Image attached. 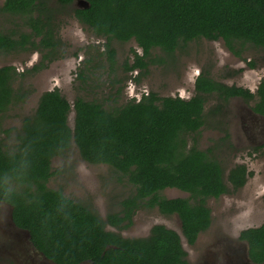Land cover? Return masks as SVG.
<instances>
[{
    "label": "trees",
    "instance_id": "obj_1",
    "mask_svg": "<svg viewBox=\"0 0 264 264\" xmlns=\"http://www.w3.org/2000/svg\"><path fill=\"white\" fill-rule=\"evenodd\" d=\"M71 2L61 0L62 5ZM86 2L89 7L76 10L77 17L106 40L105 50L97 56H103L111 68L113 85L121 76L114 69L117 51L113 41H135L141 49L142 53L133 50V60L125 61L121 71L124 75L136 72L137 82L151 65L169 62L196 40H222L236 57L250 46L264 49V0ZM18 3L32 14V0ZM30 19L37 22L32 16ZM40 23L33 25L38 35L42 33ZM26 44L38 46L30 34L16 40L0 32V51L10 52L17 46L26 50ZM47 44L48 39L43 38L41 46ZM157 51L161 54L154 55ZM47 57L53 56L49 52ZM88 72L89 68L81 69L77 79L85 83ZM30 73H19L13 66L0 68V125L14 106L25 103L34 92L23 86ZM213 95L224 104L235 97L248 104L253 101L252 110L264 116V77L253 93L201 72L195 95L189 99L149 92L118 105V96H109L114 100L110 107L98 98L81 95L70 103L59 89L44 92L35 113L23 119L16 147L0 145V203L12 207L15 226L28 231L35 249L55 264H189L182 237L175 230L155 225L148 236L130 238L108 227L131 226L139 210L158 209L168 216L177 215L183 236L194 244L212 224L207 201L247 184L252 173L245 164L235 165L226 177L213 150L197 144L206 124V104ZM72 148L85 162L112 168L120 175L119 181L134 188L119 202L118 213L103 219L92 204L49 186L56 174L53 159ZM169 188L189 197L163 196ZM241 239L249 245L251 261L264 263V224L241 232Z\"/></svg>",
    "mask_w": 264,
    "mask_h": 264
},
{
    "label": "rangeland",
    "instance_id": "obj_2",
    "mask_svg": "<svg viewBox=\"0 0 264 264\" xmlns=\"http://www.w3.org/2000/svg\"><path fill=\"white\" fill-rule=\"evenodd\" d=\"M57 18L59 36L65 43L64 49L67 48L66 55L71 53L74 57L56 61L23 80V86L32 87L34 92L25 103L14 106L2 120L0 145L4 148L16 147L23 119L35 113L44 92L55 88H59L70 103L81 95L98 98L110 107L114 100L109 96L113 99L118 96V105L149 92L162 97L189 99L195 95V82L201 72L210 74L218 82L253 92L264 77V49L250 46L241 57H236L222 40L201 39L189 43L169 62L151 65L148 73L137 82L136 72L124 75L121 71L125 61L133 60V50L142 53L141 49L135 41H113L117 51L114 69L121 74L117 78L120 81L113 85L111 68L102 60L103 56H97L104 51L106 40L87 31L74 19L71 10L58 14ZM11 21L19 22L9 16H0V29L9 31ZM158 54V51L154 52V55ZM38 62V52L0 55V67L12 65L21 72ZM87 68L89 79L82 83L77 75L81 69ZM251 106L240 98L224 104L215 95L207 101L206 124L197 137L198 146L213 150L226 169V177L238 164H245L252 175L242 189L207 201L213 216L211 227L200 235L194 246L183 239L191 264H248V246L238 237L244 229L264 224V117L255 115ZM70 125L74 126L73 111ZM52 166L56 174L50 179L49 186L62 189L68 197L92 204L103 219L112 212L118 213L121 210L119 202L134 191L132 186L118 180L120 175L112 168L82 160L76 148L55 157ZM162 195L167 198L189 197L188 193L170 188ZM158 224L182 235L179 217L164 215L157 209H141L134 215L131 226L123 229L109 226L108 229L130 238L146 237ZM0 264H53L32 246L27 232L14 225L12 208L4 203H0Z\"/></svg>",
    "mask_w": 264,
    "mask_h": 264
},
{
    "label": "flooded vegetation",
    "instance_id": "obj_3",
    "mask_svg": "<svg viewBox=\"0 0 264 264\" xmlns=\"http://www.w3.org/2000/svg\"><path fill=\"white\" fill-rule=\"evenodd\" d=\"M55 1L56 2H54L53 0H32V5H31L30 10H32V9L33 10L31 11L32 14H30L29 12L26 13V12H24L22 10L21 4L18 3V2H21V0H1V2H0V16H9V17H11L13 19H18L19 22L11 21V23H12L11 27L12 28L9 29V31H3L2 29H0V32L3 33L4 35H7L10 38H14L16 40H20L22 38V34H24V33L30 34L31 35V40L35 39L37 41V45H38L37 47H35L32 44H26V45H24V46H26L25 47L26 50L22 49V47H20V46H17V48L13 49L10 52L0 51V55L1 54H13V53L14 54H21L23 52L24 53L25 52H29V53L38 52L39 53L40 62H38L32 68L26 69V70L21 72V71L18 70V68L16 66H13V67L16 68V70L19 73H24L27 70H31V73H33V72L36 73L40 69L41 70L47 69L50 64H52V63H54L56 61L65 60V59H67L69 57H74L71 53L66 55L65 51H67V48L64 49L65 43L63 42V40L59 36V31H58V28H57L58 25L56 23L57 22L56 20L58 19L57 15L58 14L62 15V13L65 10L66 11L71 10L72 11V16L74 17V19L76 21H78L80 25L84 26L87 31L91 32L94 35V32L89 30L88 26L86 24H84L77 17V13H76V10H78V9H83V8L89 7L88 3L86 2L88 0H84V2H82V0H72V2L69 5L68 4L67 5H62L61 0H55ZM54 3H56L57 6L54 5ZM9 5H11L10 8H9ZM12 6H16V7L14 9H12L11 8ZM31 16L33 18H36L37 22H34L33 21L34 19L31 20L30 19ZM40 21H41L40 29H41L42 33H41V35H38L37 31L34 30L33 25L38 23V22H40ZM94 36L97 37L96 35H94ZM43 38H47L48 39V44H47L48 46H41V41H42ZM97 38H99V37H97ZM54 50H56V53L53 52ZM103 50H105V47H104ZM49 52L52 54V56L54 58L53 57L52 58L51 57H49V58L47 57V54ZM75 56H78V54H76ZM48 59H53V60L49 61ZM7 66H12V65H7ZM35 66H38V70L34 69ZM2 67H4V66H2ZM55 89H59V88H55ZM52 90H54V89H52ZM251 92H253V91H251ZM253 93H255V92H253ZM142 94H141V96H142ZM235 98L242 99L241 97H235ZM235 98H232V99H235ZM242 100L245 102L244 99H242ZM249 105L253 106V101ZM253 113L255 115H257V116L264 117L262 115H259L258 113H255L254 111H253ZM248 171H249V169H248ZM170 189H174V188H170ZM231 191H233V189H231ZM234 192H236V191H234ZM170 199H172V198H170ZM212 220H213V216H212ZM158 225H161V224H158ZM256 227H259V226H256ZM112 228H115V227H112ZM250 228H253V227H250ZM121 229H123V228H121ZM247 229H249V228H246L243 231H245ZM243 231H241V232H243ZM241 232H240V235H239L238 238L242 242L243 240L241 239ZM119 234H121V233H119ZM121 235H123V234H121ZM200 235H199V237H200ZM124 237H126V236H124ZM183 239L191 246H194L196 244V242L198 241V239H197L194 244H190L188 242V240L183 236L182 237V243H183ZM243 242L246 243V241H243ZM183 246H184V244H183ZM184 249H185V247H184ZM185 251H186V249H185ZM187 254H188V252H187ZM187 261H188L189 264H191V262L189 260V255H187ZM248 264H259V263H256V262L253 263L252 261L249 260ZM261 264H264V263H261Z\"/></svg>",
    "mask_w": 264,
    "mask_h": 264
},
{
    "label": "water",
    "instance_id": "obj_4",
    "mask_svg": "<svg viewBox=\"0 0 264 264\" xmlns=\"http://www.w3.org/2000/svg\"><path fill=\"white\" fill-rule=\"evenodd\" d=\"M82 2H84V0H82ZM10 206V205H9ZM12 208V207H11ZM12 220H13V218H12ZM14 223V222H13ZM15 225V224H14ZM181 226H182V224H181ZM23 231H25V232H27V234H28V236H29V239H30V234H29V232L28 231H26V230H23ZM181 237H183V235H181ZM246 244H247V246H248V260H250L251 261V259H250V257H249V245H248V243L246 242ZM40 253V252H39ZM48 262H52V261H50V260H48L42 253H40ZM53 263V262H52ZM53 264H55V263H53ZM91 264V263H90Z\"/></svg>",
    "mask_w": 264,
    "mask_h": 264
}]
</instances>
